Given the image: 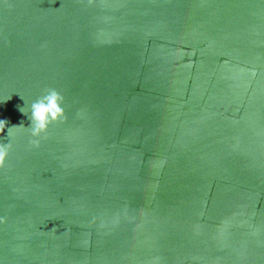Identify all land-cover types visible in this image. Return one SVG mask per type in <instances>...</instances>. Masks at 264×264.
Returning a JSON list of instances; mask_svg holds the SVG:
<instances>
[{
    "label": "water",
    "instance_id": "1",
    "mask_svg": "<svg viewBox=\"0 0 264 264\" xmlns=\"http://www.w3.org/2000/svg\"><path fill=\"white\" fill-rule=\"evenodd\" d=\"M0 120V264H264V0H0Z\"/></svg>",
    "mask_w": 264,
    "mask_h": 264
},
{
    "label": "clouds",
    "instance_id": "2",
    "mask_svg": "<svg viewBox=\"0 0 264 264\" xmlns=\"http://www.w3.org/2000/svg\"><path fill=\"white\" fill-rule=\"evenodd\" d=\"M62 102L63 98L55 90H49L46 95L39 97L31 104L32 136L37 138L32 141L35 147H39V137L46 132L49 124L64 118ZM20 111L23 112L21 109ZM5 126L6 122L0 120V132L4 131ZM9 148L8 143L0 144V167L4 165Z\"/></svg>",
    "mask_w": 264,
    "mask_h": 264
}]
</instances>
